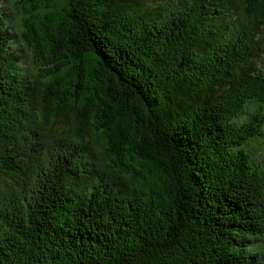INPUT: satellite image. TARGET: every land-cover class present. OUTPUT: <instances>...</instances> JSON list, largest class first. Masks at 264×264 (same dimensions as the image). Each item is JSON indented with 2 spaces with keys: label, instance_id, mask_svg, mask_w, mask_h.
Masks as SVG:
<instances>
[{
  "label": "trees",
  "instance_id": "16d2710c",
  "mask_svg": "<svg viewBox=\"0 0 264 264\" xmlns=\"http://www.w3.org/2000/svg\"><path fill=\"white\" fill-rule=\"evenodd\" d=\"M152 1L0 0V264H264V0Z\"/></svg>",
  "mask_w": 264,
  "mask_h": 264
},
{
  "label": "rangeland",
  "instance_id": "374dc122",
  "mask_svg": "<svg viewBox=\"0 0 264 264\" xmlns=\"http://www.w3.org/2000/svg\"><path fill=\"white\" fill-rule=\"evenodd\" d=\"M150 1L152 0H145V3H151ZM140 4L136 3L134 6L135 7H138ZM260 60L261 62L264 64V48L263 50L261 51V55H260ZM93 145H96L95 143H90V148L93 146ZM264 236V235H263ZM263 244H264V240H263Z\"/></svg>",
  "mask_w": 264,
  "mask_h": 264
},
{
  "label": "bare ground",
  "instance_id": "6f19581e",
  "mask_svg": "<svg viewBox=\"0 0 264 264\" xmlns=\"http://www.w3.org/2000/svg\"><path fill=\"white\" fill-rule=\"evenodd\" d=\"M150 2H153V1H150ZM148 4V3H147ZM261 55V54H260ZM147 63H149V62H147ZM263 64V63H262ZM231 111H232V109H230ZM261 217H262V215H261Z\"/></svg>",
  "mask_w": 264,
  "mask_h": 264
}]
</instances>
